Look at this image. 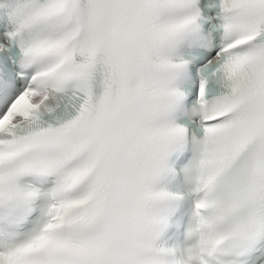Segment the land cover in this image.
I'll return each instance as SVG.
<instances>
[{"label": "snow or ice", "instance_id": "1", "mask_svg": "<svg viewBox=\"0 0 264 264\" xmlns=\"http://www.w3.org/2000/svg\"><path fill=\"white\" fill-rule=\"evenodd\" d=\"M190 153L198 208L264 203V0H0V264L82 250L111 159Z\"/></svg>", "mask_w": 264, "mask_h": 264}, {"label": "clouds", "instance_id": "2", "mask_svg": "<svg viewBox=\"0 0 264 264\" xmlns=\"http://www.w3.org/2000/svg\"><path fill=\"white\" fill-rule=\"evenodd\" d=\"M165 164L130 166L113 158L93 182L97 211L80 234L85 247L60 258L61 264H238L264 203L245 201L234 217L224 215L194 195L189 237L179 254L163 242L176 197L164 185ZM26 217L6 220L0 212V238L5 230L21 232Z\"/></svg>", "mask_w": 264, "mask_h": 264}]
</instances>
